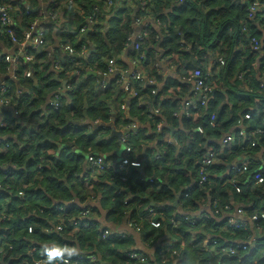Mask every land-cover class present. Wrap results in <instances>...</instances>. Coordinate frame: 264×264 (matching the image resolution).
Here are the masks:
<instances>
[{
  "label": "trees",
  "instance_id": "16d2710c",
  "mask_svg": "<svg viewBox=\"0 0 264 264\" xmlns=\"http://www.w3.org/2000/svg\"><path fill=\"white\" fill-rule=\"evenodd\" d=\"M149 1L154 16L159 14V20L167 29L163 31L167 56H173L175 60L192 59L196 65H201L200 69L185 71L181 78L185 86L192 87L186 79L195 71L202 76L208 75L204 86L212 93L206 106L196 101L195 109L186 110V103L177 99L178 93L183 92L184 95L186 92L185 86L168 81L160 89L156 67L151 68V77H147L158 83L155 86L130 79L128 92L114 95L112 90L122 85L119 75L114 81V88L110 84L102 86L98 76L108 75L106 60L114 53L123 54L132 31L131 17L128 11L122 9L110 18L106 40L97 30L88 36L93 48L88 59H79L83 42L76 35L86 26L84 24L72 31L74 35L68 37L70 45L64 43V46L72 47L75 54L60 64L58 72L50 71L48 62L37 57L32 56L33 66L19 60L16 81L24 91L17 94L15 82L10 79L5 81L8 87L6 98L17 109L18 115L14 117L9 111L1 115L0 264L49 261L58 257V253L50 247L54 245L65 254L70 251V255L81 253L94 256L96 262L93 264H136L117 255L118 251L129 247L128 240L101 239L108 229L96 221L99 212L90 206L96 199L101 208L108 211L109 221L117 227H125L131 221L135 223L133 229L150 232L148 240L171 237L175 242L174 249L178 250L176 264H264V255H259L264 253V218L251 223L250 228L245 222V228L234 230L228 227L229 219L222 225L206 220L194 226L180 223L173 229L171 221L183 217H170L174 209L171 204L179 194H186L179 201L180 207L185 212L194 213L198 209L196 203L204 201L207 195L226 201L229 191L235 194L239 189L242 194L237 195H243V190L248 193L245 189L248 186H253L250 198L254 201V205L248 208L249 220L254 215L264 216V182L257 185L255 180L258 172H262L264 178V166L261 164L264 157V88H260L264 82V54H260L264 52V17L255 15L249 18L252 0ZM86 3L101 13L113 7H109L106 0H79L76 6L80 8ZM0 4L5 6L4 0H0ZM166 9L170 12L165 14ZM25 15L21 8L20 13L14 15L15 20L20 18L24 22ZM24 26L27 27L25 22ZM0 32L3 35L0 41L23 42L25 32L18 31L16 27L0 28ZM252 40L258 41L259 51H254ZM180 41L185 43L183 46L187 50L192 48L197 60L179 48ZM115 45L120 48L115 49ZM212 53L220 57L212 58ZM128 54L131 60L136 57L134 51ZM219 59L223 61V66ZM149 65V54L145 53L140 70L145 72ZM8 66L0 63L1 79L6 75ZM27 71L32 74L29 79L25 77ZM89 72L95 75L90 76ZM171 86L181 90L176 88L173 93L167 89ZM66 87L69 90L65 91ZM132 93L136 96L133 97ZM165 94H168L167 100ZM56 96L60 105L54 110L51 103ZM169 100L174 102L164 106L163 103ZM245 115H250V119L244 120ZM212 120L213 126H210ZM135 122L137 133L131 135L129 129ZM110 124L118 132L124 129L129 136L126 143L122 144L120 138L112 135L107 127ZM158 126L161 127L157 130ZM199 128L201 134L197 132ZM241 129L245 130L243 136L240 135ZM253 129H260L263 133L250 138ZM227 135L233 136L235 142L228 149H221L218 142ZM164 138L172 143H167ZM123 145L131 149L126 159L131 162L139 160L141 170L131 172L130 169L125 185L117 167H108L103 174L89 179L87 157H101L109 163L110 152L121 151ZM211 152H216L220 159L216 164L219 166L218 173L221 170L225 172L227 165L240 160L244 154L250 153L261 159L248 164L246 171H230L228 177L215 180L212 185L208 183L211 180L210 169L214 165L209 166L205 169L206 181L201 189H197L194 184L201 182L202 161ZM251 159L254 160L253 157ZM238 201L245 203L240 197ZM157 206H164L162 218L156 216L149 219L148 211ZM84 210L91 213L92 223L88 228L73 227ZM231 212L232 209L228 214ZM150 220L161 222L162 228H152ZM29 227L32 228L30 234L27 232ZM58 227H63V232L52 236L44 233ZM200 227L207 233L221 234V239L211 240L217 241L215 246L210 244L208 249L202 248L204 241L201 235L195 236L198 241L192 242ZM253 232L263 239L252 243ZM238 244L242 247H237ZM181 245H184L182 250L179 249ZM226 247L235 248L236 256L224 258L220 250ZM211 248L215 249L213 253H210ZM46 249H49L47 254ZM31 253L33 255L28 256ZM155 260L158 262L157 257Z\"/></svg>",
  "mask_w": 264,
  "mask_h": 264
},
{
  "label": "crops",
  "instance_id": "0c3cea01",
  "mask_svg": "<svg viewBox=\"0 0 264 264\" xmlns=\"http://www.w3.org/2000/svg\"><path fill=\"white\" fill-rule=\"evenodd\" d=\"M122 1L123 3L120 5V7L116 6L114 8L106 9L105 12H102V13L101 11L99 12L101 17L98 18V21L96 22V26L94 27L93 30L94 31L97 30L99 32L98 33L99 35L101 34L104 35L103 38L105 40L108 34L107 30L110 31V18L114 15L115 12L121 9L128 11L131 17V21H133L135 18L140 17L143 14V10L140 8V4L138 0H122ZM76 2L78 3L79 0H4V5L8 7L14 14L20 13V10L22 8L23 14L28 13L26 15H29V16L25 15V19H24V22L28 28L24 26V22L23 20H20V18L17 20H14L13 28L14 27L18 28V31L20 32H27V30L29 31L30 29V25L33 23L34 24L36 23L34 31L36 32L37 35H40L43 38L45 45L42 47L36 48L34 50H30L28 53L34 58L37 57L41 61L46 60L50 66V71L58 72L61 69L59 67L60 64L70 58L69 54H67L62 49V47H64V43H67V45L71 44L68 37L71 36L74 30L77 29L76 26L79 27L81 25L88 24V19L91 16V10H93L92 7H88L86 3L85 6L80 5L81 7L78 8L76 6ZM168 12H170L168 9L164 11L165 14ZM150 13H151L152 18L147 19L146 25L141 26L140 28H137L136 30V33L145 32V38L143 41V52H145L147 55L149 54L150 65L147 66L144 76L151 77V73H152L151 68L156 67L158 68L157 76H158V82H160L159 83L160 89L161 88L163 89L165 84L168 83V81H174V82L176 81L179 83V85L185 86L186 85L185 82L181 79L184 76L183 74L185 73V71H188V70L192 71L195 69H200L201 65L200 66L196 65L192 61V59L175 60L173 56H170V55L167 56L168 53H167V50L165 49V43L163 42L164 40L163 31L164 30L167 31V29L165 25L159 20V14L154 16L153 8L151 4H150ZM131 21L130 23H132ZM42 30L43 32H41ZM146 30L148 32H146ZM47 34H48V39H46ZM84 35H86V38H87L86 41L81 40V37L83 35L79 38L80 41L83 42L81 44L84 50V51L81 50L80 54L85 55V59H88L93 53L92 51L93 48L91 46V43L88 41V36L90 34L89 35L84 34ZM0 36H3V35L0 33ZM184 44H185L184 42L180 41L179 48L181 47L184 50H186L187 53H190L191 54L190 58L196 59L195 54H193L191 51L192 48L188 47V50H187V48H184L186 47V46H183ZM30 47H31L30 42H25L22 47H15L12 42L6 43V39L1 40L0 41V63H5L3 62L5 56H8V57L14 56L16 58H22V53L24 51H28ZM118 47H119L118 45H115V49H117ZM210 56L212 58L215 57L217 59L220 57L219 55H216L214 53L210 54ZM130 58L131 56L127 52L122 55H118L115 53L111 55L106 60L105 64L107 66V64L110 65V63L114 61L118 69V72L115 74H112L111 76L107 78H102L98 76L100 83H104L105 85L107 84L106 87L109 86L110 84L111 88H114L113 84L116 78L118 77L117 75L123 76L124 74H127L128 72H132L133 66L131 64ZM108 60L110 61L107 62ZM207 64L203 66H206ZM90 74H93V75H90ZM88 75L94 76L95 73L89 72ZM6 79L8 80V78L5 75L2 76L0 83L2 82V85H6L5 83ZM176 88H178L179 91L181 90L180 87H175V86H171L170 88L168 87L167 89L175 93ZM63 89H64V86H63ZM184 89L186 91L184 95H182L183 92L178 93L177 99L182 101L183 103H187V102L195 103L198 97H195V95L193 94V88L185 86ZM112 92L114 95H120L123 93H127L123 84L120 86L117 85L116 89L112 90ZM164 96L166 97V100H167L168 94H165ZM173 102L174 100L165 101L163 105L168 106L172 104ZM1 115L2 113L0 114V121L2 124L3 119ZM125 116H127V114ZM135 125H136V122L129 129V132L131 135H135L137 133L136 132L137 129ZM109 126H110L112 135L116 136V138H121L122 133L124 134V129H121L120 132H118L114 129L113 125L110 124ZM160 127L161 126H158L157 130ZM147 128L149 130V126ZM256 130H260V129H255V130L253 129L251 132H254ZM260 135L261 134H258V135L254 134L251 137L260 136ZM146 136H148V134H146ZM227 136H230V135H227ZM224 138L222 140H224ZM163 140H165L167 143L168 141H170L167 138H164ZM222 140L218 142L221 149H228L235 142L233 140L232 144L229 145L228 148H223L222 143H221ZM153 144L154 143L150 144V148L153 146ZM121 147H122L121 151L117 152V150H115V151H111L112 153L110 152L109 156L111 157V161H109V163H106V164H107V167H113V168L117 167L118 172L120 173V175L122 176V179L126 183L129 178L128 172L130 168H128L125 171H122L119 169L120 161L126 158V155L124 152L125 146L123 145ZM252 155L253 154H250V153L244 154L240 160H237L235 162H232L230 165H227L225 172L221 170L218 173L216 172V170H219V166H216V164H218V161L220 160L218 158V154L216 152L208 153L206 157L212 158L213 164L211 166L214 165V167L210 169V179L211 180L208 184L212 185L215 180H219L223 177H228L230 175L231 168L234 166H239L244 163H247L250 165L251 162L261 159V158H258V156L256 155H253V156ZM251 157H253L254 160H252ZM135 161H139V160H135ZM261 164L264 166V157L262 158ZM133 171L136 172L138 170L132 169L131 172ZM79 182H81V179ZM125 183L123 184L125 185ZM202 183H203L202 181L201 182L196 181L194 186L197 189H201V187L203 186ZM245 189L248 190V193H246L245 190H243V195H237V194H242V191L240 193L235 191L234 192L235 194H233V191H229V196L226 197V201H221L220 199H214V198L212 199L210 195H207V198L204 201L196 203L198 209L194 213L185 212L180 207L179 201L184 199L183 197H186V194L182 196H180L179 194L174 199V202L171 204V206L174 209H172L170 217L171 219L173 218L175 219V218H180L181 216L184 217L186 215V216H189L191 219L193 218V220H197L198 218L203 217L202 220H197V222L199 221L202 222V221L207 220L209 222L214 223L215 225H222L227 219L232 218L237 222L242 221L243 223L245 222L248 223L249 228H250L251 223L249 222V217L247 216V212H248V208L254 205V201L250 198L251 196H253V186H248ZM238 196L241 199H243L245 203L238 201V198H239ZM99 204L100 203L90 204L91 207L92 206L96 207L95 209H97L99 212L97 214L96 221L99 222L104 227H106L110 232L115 233L117 235V239H115L116 241H120V238H123L124 240H128L127 245L129 247L117 252L118 257L121 259H123V255L125 254V252H129L131 250H136L142 254L149 255L150 257L151 256L154 257V255L160 248V245L162 244L169 245V241L172 240L171 237L169 236L162 237L159 240L155 241V243L151 247H148L147 244L153 240L152 238L148 240V235L150 234V232L142 233L140 232L139 229H133L128 226L117 227L116 224H113L112 222L109 221V216L107 215L108 211L103 210ZM231 209H232V212L228 214V212ZM148 229L151 231L150 228ZM197 232L198 234H194L193 238H195V236L197 235H201L202 236L201 239L204 242H210L213 239H217V237L221 239V234L219 232L216 234H210V233H207L208 231L202 227H200ZM212 232H214V230H212ZM256 236L257 234L253 232L252 243H257V240L261 241L263 239V237H256ZM166 240H169V241H166ZM159 242L161 243L158 245ZM249 245H251V243ZM54 246H50V247L55 251V253H59V250L56 249V246L55 247ZM169 246L173 248L172 245H169ZM259 255L263 256L264 253L260 252ZM171 264H176V259L171 260Z\"/></svg>",
  "mask_w": 264,
  "mask_h": 264
},
{
  "label": "built area",
  "instance_id": "2783aa9c",
  "mask_svg": "<svg viewBox=\"0 0 264 264\" xmlns=\"http://www.w3.org/2000/svg\"><path fill=\"white\" fill-rule=\"evenodd\" d=\"M107 1V5L113 6L112 8L119 6L123 3L122 0H117L116 2H113L112 0H106ZM180 3H182L184 0H179ZM139 4H140V8L143 10V14L138 17L135 18L132 22L131 25V33L127 38V41L125 43V51L124 53H128L129 51H134L136 57H134L131 60V64L133 66V70L132 72H128L127 74H124L123 76H121L122 78V84L125 87V90L128 92V90L130 89V79L134 80V81H138L140 83L145 82L147 84V86H155L158 83L155 82L153 79H149L147 77L144 76L145 72L140 70V62L142 59H144L145 57V52H143V41L145 38V32L141 33H136L137 28H140L141 26H145L146 25V20L149 18H152L151 13H150V4L151 2L149 0H138ZM93 14H91V16L88 19V24L84 27H82L77 33V37H81L84 34H90L92 35L94 33V27L96 26V22L98 19V15H100L99 11L97 8L93 9ZM28 14V13H26ZM15 14L6 6H3L0 4V28L6 29V28H13V22L15 20ZM258 15L261 17H264V2H261L259 0H252L249 4V18H253V16ZM35 25L36 23L32 24L30 26L29 31L25 32L22 36L23 38V42L21 44H17L15 40H12V42L14 43L15 47H22L23 44L25 42H30L31 43V47L28 51H24L22 53V58H16V57H8L5 56L3 62H5L6 64H8V68H7V72H6V77L8 79H10L11 81L13 80L15 82V84L17 85V94L23 92V88L19 85V83L16 81V72L18 71L19 68V60H22L24 62V64L29 65V66H33V58L31 55H29V51L30 50H34L36 48L42 47L45 45L43 38L40 35H37L36 32L34 31L35 29ZM43 32V30L41 31ZM138 32V31H137ZM1 33V32H0ZM74 35V33H72ZM253 43V49L254 51H259V43L257 40H252ZM62 49L69 54V57H73L75 54V50L70 47V46H64L62 47ZM83 50V47L81 49ZM84 53V52H83ZM260 54H264V52H260ZM79 59L81 60H85V55H80ZM219 63L221 66H223V61L221 59H219ZM119 68V67H118ZM118 72V69L116 67V64L114 61H112L109 65V73L108 75H103L102 78H107L109 76H111L112 74H115ZM31 72L27 71L25 74V77L27 79L31 78ZM124 77V78H123ZM206 77V78H205ZM208 75L202 76L200 74L199 71H195L194 74L190 77H188L186 79V83L192 85L193 88V93L195 95V97L198 96L197 102H199V104L201 106H206L209 98H210V94L212 93V90L206 86H204V84L206 83V81L208 80ZM1 81V78H0ZM103 87H106V85L103 83L102 85ZM260 88L263 89L264 88V82L260 84ZM104 89V88H103ZM69 90V87L65 88V91ZM8 93V87L6 85H2V82L0 83V114L4 111H9L12 113V116H17L18 115V111L17 109H15L11 103L10 100L8 98H6V95ZM155 93V92H153ZM132 96L135 97L136 94L132 93ZM59 97L56 96L53 99V102L51 103V106L54 110H56L60 103H59ZM186 108V110L188 109H195L196 108V104L195 103H191V102H187L184 106ZM123 109V108H122ZM186 116H188V112H186ZM250 119V115H245L244 116V120H249ZM210 126H213V120L212 122H210ZM0 127L3 128V125H1V121H0ZM107 127L110 129V126L107 125ZM105 128V127H103ZM197 132L199 134H201V129L199 128L197 130ZM245 130L241 129V133L240 135L243 136L244 135ZM122 133V132H121ZM263 132L260 130H256L254 132H251V135H249L250 137L253 136L254 134H262ZM129 136L126 135L125 133L121 135V143L124 144L127 142ZM234 140L233 136H227L226 138H224V140H222V146L223 148H228L229 145L232 144ZM169 144L172 143V141H168ZM125 155H129L131 153V149L128 147H125ZM158 159L161 158V156L157 157ZM87 164L89 166V171H90V176L89 179L94 178L96 175H101L103 174L107 169V164L104 162V160L101 157H97V156H88L87 157ZM213 164V160L210 157H206L204 158V160L202 161V167H201V181L205 182L206 181V174H205V169L208 168L209 166H211ZM141 162L140 161H129L128 159L124 158L120 161V166L119 169L122 171L127 170L128 168L130 169H135L140 171L141 170ZM247 163L241 164L239 166H234L231 168V171L233 173H238L240 171H246L247 170ZM262 172H258V174L255 176V180H256V184L257 185H261L264 182V178L261 175ZM121 181L123 183H125V181L122 179L121 177ZM236 191L239 193V189H236ZM23 196V195H22ZM158 208H152L148 211L149 214V219L159 216L160 218H162L163 213L165 212V210L163 209L164 206H157ZM60 211H62V209H60ZM91 213L88 210H84L80 213V220L79 221H75L73 223V227L74 226H78V227H83V228H88L89 225L92 223V220L90 219L91 217ZM264 216L263 215H254L250 218V222H256L258 220L263 219ZM203 217L198 218L197 220H202ZM197 220H193L190 219L189 217H183L181 219L178 220H172L171 221V225L173 229H176L178 227V225L180 223H185L191 226H194L197 223ZM161 222H155L150 220V225L152 228L154 229H160L162 228V224ZM127 226L130 228H133L135 226L134 222L128 221L127 222ZM228 227L234 230H241L243 228H245V223H243L242 221L237 222L232 218H229L228 220ZM63 227H58V228H53L52 232H44L46 234H49L50 236H52L53 234H58L63 232ZM27 232L30 234L32 232V228L29 227ZM101 239L106 241V240H115L117 239V235L113 232H110L109 230H106L103 232ZM169 241V240H166ZM198 241L197 238H193L192 242H196ZM155 243V241H150L147 246L151 247L153 244ZM161 242L158 243V245ZM174 244L175 242L173 240L169 241V245H172L173 248H171L169 245H165L162 244L160 245V248L158 249V251L156 252V254L154 255V257H150L149 255H145L142 254L138 251H131L129 253H125L123 255V259H127L130 260L131 262H134L136 264H171V260L176 259V257H178V250L174 249ZM216 245L217 241H210V242H204L202 243L204 249H208L209 245ZM164 245V246H163ZM237 247L241 248V244H238ZM180 250L184 249V245H181L179 247ZM214 248L210 249V253L214 252ZM2 254V240L0 239V257ZM42 254V253H41ZM220 254L224 257V258H228V257H234L236 256V249L232 248V247H226V248H222L220 250ZM33 253L29 254L28 256H32ZM228 256V257H226ZM158 258V262H156L155 258ZM79 263V262H83V263H89V264H93L96 262V258L94 256L91 255H86V254H81V253H77V254H65L62 258H58L54 263L55 264H75V263ZM244 262V261H243ZM35 264H48V261H38Z\"/></svg>",
  "mask_w": 264,
  "mask_h": 264
},
{
  "label": "clouds",
  "instance_id": "9594fccd",
  "mask_svg": "<svg viewBox=\"0 0 264 264\" xmlns=\"http://www.w3.org/2000/svg\"><path fill=\"white\" fill-rule=\"evenodd\" d=\"M250 222V221H249ZM251 223V222H250ZM47 251H49V249H46V254ZM69 255L71 254V252L69 251L68 253ZM65 255V252L63 250L59 251L58 253V257H52L49 261L48 264H53V261H55L57 258H62Z\"/></svg>",
  "mask_w": 264,
  "mask_h": 264
},
{
  "label": "water",
  "instance_id": "95a60500",
  "mask_svg": "<svg viewBox=\"0 0 264 264\" xmlns=\"http://www.w3.org/2000/svg\"><path fill=\"white\" fill-rule=\"evenodd\" d=\"M86 39H87V38H86V35H83V36L81 37V40H83V41H86ZM92 51H93V50H92ZM92 51H91V52H92ZM90 75H93V74H90ZM175 203H176V202H175Z\"/></svg>",
  "mask_w": 264,
  "mask_h": 264
},
{
  "label": "rangeland",
  "instance_id": "374dc122",
  "mask_svg": "<svg viewBox=\"0 0 264 264\" xmlns=\"http://www.w3.org/2000/svg\"><path fill=\"white\" fill-rule=\"evenodd\" d=\"M97 200V199H96ZM96 200H94L92 203H95V204H97V203H99V201H96ZM93 207V206H92ZM93 208H96V207H93ZM25 233V232H24ZM121 240H124L123 238H120V241Z\"/></svg>",
  "mask_w": 264,
  "mask_h": 264
}]
</instances>
